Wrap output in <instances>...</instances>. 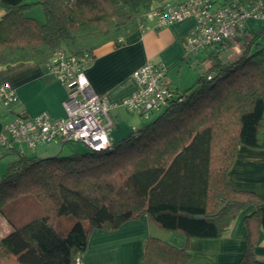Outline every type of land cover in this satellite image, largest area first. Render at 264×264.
Wrapping results in <instances>:
<instances>
[{
  "label": "trees",
  "instance_id": "1",
  "mask_svg": "<svg viewBox=\"0 0 264 264\" xmlns=\"http://www.w3.org/2000/svg\"><path fill=\"white\" fill-rule=\"evenodd\" d=\"M166 2L173 3L0 0V67L26 61L49 66L59 52L92 60L96 48L123 44L148 11ZM33 5L42 8V22L25 14ZM247 33L233 61L219 56L229 42L204 51L208 68L179 99L106 149L44 158L7 152L16 159L0 177V207L30 194L43 215L0 239V264H77L93 229L115 230L142 214L187 240L217 239L250 206L237 264H264L254 253L258 232L264 231V205L257 194L234 189L227 179L237 146L264 149V28ZM62 216L74 219L64 234L56 229ZM189 258L187 245L175 248L149 237L141 264H186Z\"/></svg>",
  "mask_w": 264,
  "mask_h": 264
},
{
  "label": "crops",
  "instance_id": "2",
  "mask_svg": "<svg viewBox=\"0 0 264 264\" xmlns=\"http://www.w3.org/2000/svg\"><path fill=\"white\" fill-rule=\"evenodd\" d=\"M25 1L34 3L36 0ZM170 1L181 3L185 0ZM259 2L264 10V0ZM35 9L32 12L27 10L25 14L42 22L43 12ZM3 13L0 9V18ZM248 23L253 25V31L247 28ZM192 25L193 20L187 18L157 30L137 29L125 37L121 45H115L113 42L102 44L93 51V59L84 69L91 88L111 104H119L136 89L131 75L146 62L161 65L167 72L181 64L184 60L182 40ZM263 26L264 18L246 19L242 31L234 37L230 47L220 53L221 60L223 53H227L225 58L228 60L225 62L236 59L249 36L247 32H257L264 28ZM236 39L242 40L243 44ZM202 53L205 57V52ZM1 84H8L14 90L16 100L9 107L0 104V132L6 122L21 112L28 116L41 112H47L56 118L64 116L62 102L66 98L67 90L51 73L48 64L26 61L0 67ZM125 113L127 112L121 107L111 110L115 127L110 133L112 142L120 141L138 128L136 122L126 118ZM7 152L9 151L0 148L1 172L6 170L9 162L16 159L14 157L8 161L3 158ZM227 179L234 189L257 194L261 205H264V149L237 146ZM252 209L250 206L240 211L229 230L217 239L187 240L178 232L160 230L146 214H142L139 219L123 223L115 230L93 229L88 237L86 251L81 256V264H141L145 243L149 237L161 239L175 248L187 245L190 258L186 264H237L242 256L246 238L243 219ZM254 253L259 261L264 262L262 229L258 232Z\"/></svg>",
  "mask_w": 264,
  "mask_h": 264
},
{
  "label": "built area",
  "instance_id": "3",
  "mask_svg": "<svg viewBox=\"0 0 264 264\" xmlns=\"http://www.w3.org/2000/svg\"><path fill=\"white\" fill-rule=\"evenodd\" d=\"M69 1V0H62ZM193 20L192 27L183 37L184 58L200 52L219 50L230 43L242 31L248 18H264L260 2L254 5L227 0H185L181 3L166 2L145 14L139 24L140 31L157 30L184 19ZM91 57L56 53L49 69L54 77L66 87L62 102L64 116L53 117L47 112L28 116L24 112L6 122L0 132V148L24 154L28 149L49 144L62 147L67 142H77L85 148L99 151L110 147V133L114 126L111 110L121 107L128 113L145 120L155 112H162L170 102L179 99V94L167 79V69L146 62L136 69L131 77L136 89L119 104H111L91 88L85 67ZM205 77L210 79L209 74ZM16 100L14 90L8 84L0 85V104L9 107ZM81 263V256L76 258Z\"/></svg>",
  "mask_w": 264,
  "mask_h": 264
},
{
  "label": "rangeland",
  "instance_id": "4",
  "mask_svg": "<svg viewBox=\"0 0 264 264\" xmlns=\"http://www.w3.org/2000/svg\"><path fill=\"white\" fill-rule=\"evenodd\" d=\"M179 1V0H173ZM38 8V9H35ZM38 10L42 13L41 7L38 5H33L28 10L30 12ZM264 27V26H263ZM247 28L253 31L254 27L252 24H247ZM239 43L243 44V41L240 39H236ZM233 42V41H232ZM230 42V43H232ZM230 50V49H229ZM241 52V51H240ZM226 54L223 53L222 60L225 62ZM209 66V62L205 59L204 54L202 52L198 53L196 56L188 55L186 59H184L181 64L172 67L167 72V79L170 81L171 85L175 88L177 93L180 95L185 91L188 87H190L199 74L204 73ZM126 112V111H125ZM161 112H155L150 115L149 119L145 120L135 115L134 113H125L126 118L132 119L136 122L137 127H141L151 120H153L158 114ZM115 127L113 126V130ZM23 150L25 154L29 157H38L44 158L49 156H54L60 154L61 156H67L71 154H81L85 152L86 148L77 142H67L62 147L60 145L49 144L44 146H37L34 149H28L23 145ZM16 157L12 154H5L3 158L11 161ZM5 172V171H4ZM1 172L0 167V177L4 173ZM43 210L42 206L38 202V200L30 194H23L13 198L11 201L4 203L0 207V239L8 235L13 227H19L23 224L42 217ZM74 222V219L70 216H62L57 220L56 229L60 233H66L69 227ZM86 226V223H83ZM159 228V227H158ZM160 230H163L159 228Z\"/></svg>",
  "mask_w": 264,
  "mask_h": 264
}]
</instances>
